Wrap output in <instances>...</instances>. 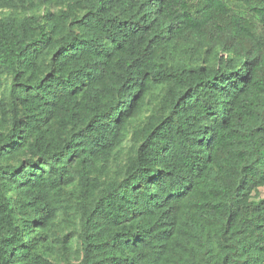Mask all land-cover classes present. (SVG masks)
Here are the masks:
<instances>
[{"label":"trees","instance_id":"16d2710c","mask_svg":"<svg viewBox=\"0 0 264 264\" xmlns=\"http://www.w3.org/2000/svg\"><path fill=\"white\" fill-rule=\"evenodd\" d=\"M3 10L0 264H52L44 242L76 179L78 264H264V0ZM155 91L123 178L99 177Z\"/></svg>","mask_w":264,"mask_h":264},{"label":"rangeland","instance_id":"374dc122","mask_svg":"<svg viewBox=\"0 0 264 264\" xmlns=\"http://www.w3.org/2000/svg\"><path fill=\"white\" fill-rule=\"evenodd\" d=\"M53 12H58L65 7L63 5L52 4L47 6ZM45 7L40 9H29L25 13L19 10L20 15H42L44 13ZM1 12V11H0ZM11 13L10 10H3L0 15H7ZM10 78L8 79V85H10ZM162 91H155L152 95L147 97L148 100V110H146L142 116L138 119L132 121L129 125V136L125 140L122 146V152L110 161L107 166V172L104 170L99 171V177L103 179H117L121 180L123 178L122 166L125 164L127 158L129 157L130 147H131V135L134 130L139 129L143 126L146 118L152 114V112L158 107L160 100V95ZM25 158H22L24 161ZM75 164L72 165V169ZM106 173V174H105ZM77 179L72 185H64L62 198L67 205L66 211L60 210L58 212L59 216L57 219V224L52 229L48 240H45L44 244L46 248L44 249V257L50 261L52 264H78L80 262L79 255V245L80 241L78 234L80 231V216L82 211V204L87 202V196L84 195V191L78 194V190H75V184ZM68 237V238H66Z\"/></svg>","mask_w":264,"mask_h":264}]
</instances>
